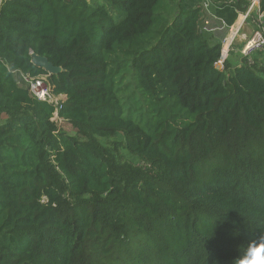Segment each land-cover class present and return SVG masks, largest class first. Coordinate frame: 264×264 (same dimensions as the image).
<instances>
[{"label": "trees", "instance_id": "1", "mask_svg": "<svg viewBox=\"0 0 264 264\" xmlns=\"http://www.w3.org/2000/svg\"><path fill=\"white\" fill-rule=\"evenodd\" d=\"M211 1L229 25L250 4ZM184 2L2 1L0 264H234L264 238V60L217 70Z\"/></svg>", "mask_w": 264, "mask_h": 264}, {"label": "built area", "instance_id": "2", "mask_svg": "<svg viewBox=\"0 0 264 264\" xmlns=\"http://www.w3.org/2000/svg\"><path fill=\"white\" fill-rule=\"evenodd\" d=\"M3 0H0V4ZM261 0H250V4L244 13L245 18L247 19L250 15H256V25L257 28L254 31V34L249 38L243 48L242 53L244 56L248 57L250 62L253 63V55L257 52H261L264 55V12L260 9ZM256 12V13H254ZM225 26L226 22H222ZM233 46V40L229 37L225 38L222 43V48L219 58L215 61L214 66L217 70L223 72L226 69V63L230 55V51ZM264 65V61H263ZM18 73V72H17ZM20 73V72H19ZM23 77L25 85L31 92V94L39 99L47 100L51 103H54L56 110L54 112V119L59 120L58 110L61 107V102L65 100V95L59 94L55 95L50 86L47 84L46 76H31L28 74L20 73ZM64 120V119H63Z\"/></svg>", "mask_w": 264, "mask_h": 264}, {"label": "crops", "instance_id": "3", "mask_svg": "<svg viewBox=\"0 0 264 264\" xmlns=\"http://www.w3.org/2000/svg\"><path fill=\"white\" fill-rule=\"evenodd\" d=\"M184 5L186 7H202L201 27L212 43H223V40L229 37L233 43H239L243 48L245 42L254 34L255 30L251 23L246 20L244 13H239L235 21L229 25L224 17L217 13L219 9L211 0H185ZM223 21L226 22L225 26Z\"/></svg>", "mask_w": 264, "mask_h": 264}, {"label": "rangeland", "instance_id": "4", "mask_svg": "<svg viewBox=\"0 0 264 264\" xmlns=\"http://www.w3.org/2000/svg\"><path fill=\"white\" fill-rule=\"evenodd\" d=\"M256 13V12H254ZM249 23H251L252 27L254 30H256L257 28V25L255 24L256 23V15H250L247 19H246ZM215 41V40H213ZM239 42V41H237ZM259 53V52H257ZM243 53H242V46L241 44H236L235 42L233 43V46H232V49L230 51V55H229V62L231 65H234V64H238V63H241L243 61ZM262 58L264 60V55H254L253 56V60L255 59H260ZM16 78L18 80V82L21 84V85H25V82L23 80V77L20 75V73L18 72L16 74ZM1 119H4V116H2L0 118ZM58 125H59V128L61 131H64V132H67V133H70V134H76V128L68 121L66 120H63V119H60L59 122H58ZM101 140L106 143V144H109L112 140H125V137L122 133H117L116 135H114L113 137H109V138H101ZM120 153L121 155H123V157L125 159H128V160H132L133 162L135 163H141L139 162V159L135 156H133L130 152H128V150L122 148L120 150Z\"/></svg>", "mask_w": 264, "mask_h": 264}, {"label": "clouds", "instance_id": "5", "mask_svg": "<svg viewBox=\"0 0 264 264\" xmlns=\"http://www.w3.org/2000/svg\"><path fill=\"white\" fill-rule=\"evenodd\" d=\"M234 264H264V238L250 241L242 248Z\"/></svg>", "mask_w": 264, "mask_h": 264}, {"label": "water", "instance_id": "6", "mask_svg": "<svg viewBox=\"0 0 264 264\" xmlns=\"http://www.w3.org/2000/svg\"><path fill=\"white\" fill-rule=\"evenodd\" d=\"M32 61H33L36 65H38V66L44 68L45 70H47V71L50 72V73H57L58 71H60V68L57 67V66H55V65H54L52 62H50V61L48 60V58L45 57V56H42V55H39V54L33 53V54H32Z\"/></svg>", "mask_w": 264, "mask_h": 264}]
</instances>
